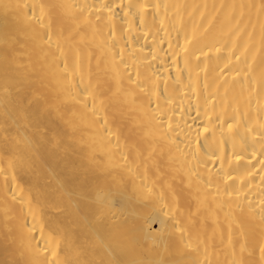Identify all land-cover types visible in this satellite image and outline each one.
Segmentation results:
<instances>
[{
    "label": "bare ground",
    "instance_id": "bare-ground-1",
    "mask_svg": "<svg viewBox=\"0 0 264 264\" xmlns=\"http://www.w3.org/2000/svg\"><path fill=\"white\" fill-rule=\"evenodd\" d=\"M0 264H264V0H0Z\"/></svg>",
    "mask_w": 264,
    "mask_h": 264
}]
</instances>
